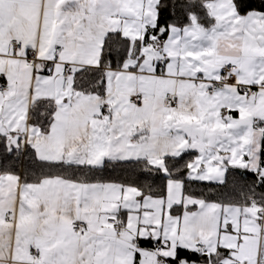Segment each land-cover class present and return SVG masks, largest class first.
<instances>
[{
    "label": "crops",
    "instance_id": "0c3cea01",
    "mask_svg": "<svg viewBox=\"0 0 264 264\" xmlns=\"http://www.w3.org/2000/svg\"><path fill=\"white\" fill-rule=\"evenodd\" d=\"M157 3L0 0V78L9 86L0 94V136L50 164L93 169L145 161L165 171V159L185 156L190 181L220 184L230 170L264 177V92L247 97L238 85L205 91L226 63L238 66L239 85L263 78L257 33L264 21L254 19L241 31L245 18L235 15L232 0H210V25L192 20L158 38ZM110 34L125 42L123 56L100 65ZM10 39L22 42L15 57ZM31 55L35 62L25 59ZM65 64L72 76L63 89ZM83 68L101 71L100 91L74 86ZM169 92L175 108L164 100ZM135 94L138 104L129 102ZM39 100L53 104L45 131L30 120ZM112 217L120 221L118 231ZM78 219L85 229L74 233L70 224ZM197 243L205 252L195 250ZM31 247L40 252L35 258ZM179 251L201 255L206 264H264L261 208L206 201L184 192L178 178L168 179L157 196L118 181L51 175L34 182L0 172V264H179L186 259Z\"/></svg>",
    "mask_w": 264,
    "mask_h": 264
},
{
    "label": "trees",
    "instance_id": "16d2710c",
    "mask_svg": "<svg viewBox=\"0 0 264 264\" xmlns=\"http://www.w3.org/2000/svg\"><path fill=\"white\" fill-rule=\"evenodd\" d=\"M210 0H158L156 5L157 21L153 30L158 38L164 37L170 26L183 27L195 20L201 26L212 22L205 3ZM250 7L259 8V0H243ZM243 11V9H242ZM163 28V32L159 30ZM121 43L125 42L117 34L106 37V49L102 52L100 65L119 61L123 53ZM121 46V48H120ZM101 71L83 68L73 76L74 86L83 92H98L101 89ZM53 104L51 100H39L33 104L30 120L43 131L48 130L52 119ZM6 140L0 136V172H19L26 181H39L42 177L60 175L78 181H118L137 187L142 193L163 195L168 179H181L184 192L196 195L206 201L221 204L243 205L254 197L261 203L264 197L263 187L256 186L258 176L252 172L230 170L226 180L220 184L190 181L184 178L187 170L185 156L165 159V171L152 167L145 161L106 162L102 168L88 169L81 166L50 164L36 159L29 148L22 150L18 140ZM189 155V154H188ZM263 165V162H262ZM204 261L201 255H189L178 252V258Z\"/></svg>",
    "mask_w": 264,
    "mask_h": 264
},
{
    "label": "built area",
    "instance_id": "2783aa9c",
    "mask_svg": "<svg viewBox=\"0 0 264 264\" xmlns=\"http://www.w3.org/2000/svg\"><path fill=\"white\" fill-rule=\"evenodd\" d=\"M152 43V42H151ZM10 48H11V53L15 57L17 56V52L21 50L22 48V42L18 39H10L9 40ZM58 48L56 50V53H58ZM25 59L28 62H35L37 58L34 55L31 56H26ZM158 64L162 65L163 64V59L158 60ZM238 69V66L234 63H226L222 65L219 68V78L214 79V80H207V87L205 89L206 93L208 95H212L213 93L224 89L228 85H238L242 93L249 97L253 95L257 90L263 91L264 92V76L259 80L258 82L254 84H243L239 85L236 83V71ZM72 76V67L70 64H65L64 69L61 72V78H62V88L66 89L70 77ZM8 83L5 80V78H0V94H3L8 90ZM164 100L167 105H169L172 108L177 107V98L175 94L173 93H166L164 95ZM129 102L132 104H138L140 102V96L138 94H135L131 96L129 99ZM102 110L108 111L110 109L109 104H103L101 106ZM262 153V162H263V169H264V146L262 147L261 150ZM256 186H262L264 189V177L258 178L255 182ZM249 203L253 205H258L261 210H262V215H264V197L261 203H258L257 200L254 197H251L249 199ZM108 222L111 224V226L118 231L120 229V221L118 218L112 217L108 219ZM70 228L72 232L74 233H81L85 229V222L83 220H74L70 224ZM195 250L200 251V252H205V245L202 243H197L194 246ZM162 249L161 244H157L155 246L156 251H160ZM39 250L35 247H31L28 249V254L31 257H37L39 255ZM28 264H37L35 262H29Z\"/></svg>",
    "mask_w": 264,
    "mask_h": 264
},
{
    "label": "snow or ice",
    "instance_id": "6c2138e0",
    "mask_svg": "<svg viewBox=\"0 0 264 264\" xmlns=\"http://www.w3.org/2000/svg\"><path fill=\"white\" fill-rule=\"evenodd\" d=\"M259 3L262 6L259 8H255L245 4L243 0H232V5L236 8L235 15L245 18L243 21V28H241V31L248 28L249 24H251L252 20L254 19H259L261 21H264V0H259ZM234 18L235 17H233V19ZM229 23H231V21H229ZM252 27L255 28V24H252ZM257 36L259 37L257 43L264 46V32L257 33Z\"/></svg>",
    "mask_w": 264,
    "mask_h": 264
},
{
    "label": "water",
    "instance_id": "95a60500",
    "mask_svg": "<svg viewBox=\"0 0 264 264\" xmlns=\"http://www.w3.org/2000/svg\"><path fill=\"white\" fill-rule=\"evenodd\" d=\"M163 30H164V29L161 28V29L159 30V32L162 33ZM14 140H15V139L11 140L12 143H15ZM188 263H189V264H206V263H204L203 261H196V260H192V261L188 262L186 259H181L180 262H179V264H188Z\"/></svg>",
    "mask_w": 264,
    "mask_h": 264
}]
</instances>
